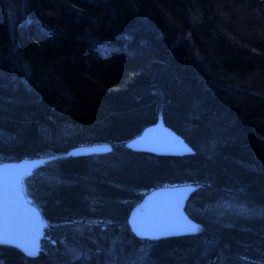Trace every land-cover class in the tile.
<instances>
[{
    "label": "trees",
    "instance_id": "16d2710c",
    "mask_svg": "<svg viewBox=\"0 0 264 264\" xmlns=\"http://www.w3.org/2000/svg\"><path fill=\"white\" fill-rule=\"evenodd\" d=\"M158 114L186 152L130 143ZM23 156H50L22 178L45 236L0 264H264V0H0V160ZM174 182L197 229L134 234Z\"/></svg>",
    "mask_w": 264,
    "mask_h": 264
},
{
    "label": "water",
    "instance_id": "95a60500",
    "mask_svg": "<svg viewBox=\"0 0 264 264\" xmlns=\"http://www.w3.org/2000/svg\"><path fill=\"white\" fill-rule=\"evenodd\" d=\"M130 143L159 154L184 153L189 149L187 142L163 121L161 114L132 137ZM110 147V142L102 141L77 146L74 151L87 153ZM49 157L23 156L0 160V233L4 236L1 243L11 244L27 256L37 255L40 240L45 236V222L38 207L26 196L22 178ZM195 186L192 182H174L146 190L129 210L130 229L137 236L148 238L195 231L198 224L183 207ZM140 224L146 231L138 230Z\"/></svg>",
    "mask_w": 264,
    "mask_h": 264
},
{
    "label": "snow or ice",
    "instance_id": "6c2138e0",
    "mask_svg": "<svg viewBox=\"0 0 264 264\" xmlns=\"http://www.w3.org/2000/svg\"><path fill=\"white\" fill-rule=\"evenodd\" d=\"M137 227H138V230H140L141 232L146 231L145 226L142 225V224L138 225ZM76 230H80V229L77 228ZM3 239H4L3 233H0V242H2ZM73 252H74V254H75V250H73ZM29 254H31V253H29Z\"/></svg>",
    "mask_w": 264,
    "mask_h": 264
},
{
    "label": "rangeland",
    "instance_id": "374dc122",
    "mask_svg": "<svg viewBox=\"0 0 264 264\" xmlns=\"http://www.w3.org/2000/svg\"><path fill=\"white\" fill-rule=\"evenodd\" d=\"M73 151H74V149H73Z\"/></svg>",
    "mask_w": 264,
    "mask_h": 264
}]
</instances>
